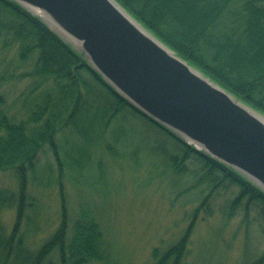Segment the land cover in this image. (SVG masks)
<instances>
[{
    "label": "trees",
    "instance_id": "16d2710c",
    "mask_svg": "<svg viewBox=\"0 0 264 264\" xmlns=\"http://www.w3.org/2000/svg\"><path fill=\"white\" fill-rule=\"evenodd\" d=\"M118 1L182 57L264 113V0ZM7 47L21 62L29 61L30 68L17 73L19 66L15 70L0 66V174H11L15 182L14 186L0 184V264H115L104 228L90 207L81 204L78 215L73 217L63 180L62 141L57 136L73 124L84 145H91L101 134L112 131V138L104 141V146L112 151V140L130 139L133 127L124 123L127 111L145 117L173 140L176 153L159 139L150 143H157V148L169 153L173 168L183 170L193 158L207 169L205 174L213 187L235 185L231 213L243 207L247 216L255 207L264 216L262 187L143 113L38 15L16 1L0 0V49ZM85 73L98 84H92ZM35 75H42L43 79L20 93L18 100L23 101L27 113L19 117L18 112H10L9 97L1 87L14 78ZM44 77L53 79V88H49ZM95 85L103 86L109 97ZM44 89L47 93L43 99L40 93ZM33 94L41 98L34 108L26 103ZM92 95L100 104L89 100ZM101 98L105 99L103 104ZM125 108L129 110L124 112ZM120 113L123 115L118 120ZM47 149L53 152L59 171L54 178L52 169L45 182L38 162ZM69 154L77 163V158L70 151ZM54 180L60 185L58 213L54 228L44 232L40 200L30 188L32 184L46 187ZM209 197L195 204L190 220L173 244L154 246L153 264L185 263L199 213L210 208ZM8 215L12 218L7 219ZM29 238L40 242H30ZM263 263L264 252L245 264Z\"/></svg>",
    "mask_w": 264,
    "mask_h": 264
},
{
    "label": "rangeland",
    "instance_id": "374dc122",
    "mask_svg": "<svg viewBox=\"0 0 264 264\" xmlns=\"http://www.w3.org/2000/svg\"><path fill=\"white\" fill-rule=\"evenodd\" d=\"M28 63L21 62L8 47L0 49L1 67L8 65L15 70L19 66L16 70L19 73L30 68ZM85 76L92 84H98L89 74ZM42 79V75L14 78L2 85L1 90L9 97L11 113L18 112L19 117L27 113L23 101L18 100L19 95ZM45 81L49 88L54 87L52 78ZM94 87L108 96L103 86ZM46 90L40 93L43 99ZM89 100L100 104L95 95L89 96ZM36 101L41 98L33 94L26 103L34 108ZM104 102L101 98V104ZM86 109L89 108L86 106ZM127 110L125 108L124 112ZM122 115L119 114L118 120ZM124 117L125 125L133 127L130 139L112 140V151L104 146V141L112 138V131L101 134L95 139L96 144L91 145H84L73 124L57 136L62 141L63 180L72 215H78L81 204L90 207L104 228L115 264H153L154 246L173 244L190 220L195 204L207 195H210V208L199 213L184 264H245L264 252V216L255 207L247 216L243 207L231 213L235 185L213 187L205 174L207 169L193 158L183 170L173 168L169 153L157 148V143L150 145L159 139L170 152L176 153L173 140L136 112L127 111ZM83 147L88 148L80 150ZM69 151L77 158V163L68 155ZM38 164L45 182L52 169V177H57L59 164L50 149L41 154ZM0 184L14 186L13 176L0 174ZM30 189L40 200L41 229L49 231L55 226L60 185L54 180L46 187L32 184ZM10 215L7 219L12 218ZM29 241L40 242L35 238Z\"/></svg>",
    "mask_w": 264,
    "mask_h": 264
},
{
    "label": "water",
    "instance_id": "95a60500",
    "mask_svg": "<svg viewBox=\"0 0 264 264\" xmlns=\"http://www.w3.org/2000/svg\"><path fill=\"white\" fill-rule=\"evenodd\" d=\"M12 1L82 52L143 113L264 189L258 116L264 113L191 64L118 0Z\"/></svg>",
    "mask_w": 264,
    "mask_h": 264
},
{
    "label": "bare ground",
    "instance_id": "6f19581e",
    "mask_svg": "<svg viewBox=\"0 0 264 264\" xmlns=\"http://www.w3.org/2000/svg\"><path fill=\"white\" fill-rule=\"evenodd\" d=\"M77 43H78L77 45H80L79 41H77ZM258 116L264 120V116L263 115L258 114Z\"/></svg>",
    "mask_w": 264,
    "mask_h": 264
}]
</instances>
